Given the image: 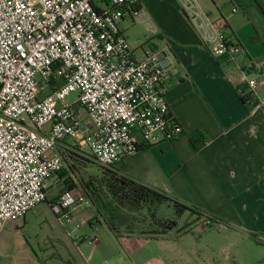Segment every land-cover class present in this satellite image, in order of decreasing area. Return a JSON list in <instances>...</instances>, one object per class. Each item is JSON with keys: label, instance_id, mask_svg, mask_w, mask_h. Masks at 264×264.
I'll return each mask as SVG.
<instances>
[{"label": "built area", "instance_id": "2783aa9c", "mask_svg": "<svg viewBox=\"0 0 264 264\" xmlns=\"http://www.w3.org/2000/svg\"><path fill=\"white\" fill-rule=\"evenodd\" d=\"M176 1L208 54H245L225 32L226 23L202 10L201 0ZM135 2L104 0L99 7L94 0H0V232L46 200L47 184L64 166L63 142L115 167L137 153L136 136L159 142L182 133L162 86L173 65L171 46H148L138 55L120 30L125 9ZM131 16L138 22L144 12ZM141 24L157 33L148 19ZM248 84L254 90L264 80ZM259 105L264 113V99ZM89 206L74 190L51 208L78 228L74 212Z\"/></svg>", "mask_w": 264, "mask_h": 264}, {"label": "crops", "instance_id": "0c3cea01", "mask_svg": "<svg viewBox=\"0 0 264 264\" xmlns=\"http://www.w3.org/2000/svg\"><path fill=\"white\" fill-rule=\"evenodd\" d=\"M139 1L144 16L136 23L143 26L141 23L148 19L154 25L153 21L160 20L164 26H155L156 34L144 29L151 35V42L138 40L135 48L129 45L138 55L148 46H171L173 65L162 86L182 133L159 142L136 136L140 145L150 146L115 168L189 205H197L195 196L200 193L220 209L216 217L227 229L251 241L250 234L264 241V113L259 105L264 85L251 90L248 84L252 79L264 80V67H252L253 60L264 58V0L200 1L211 19L226 23L225 32L246 53L228 70L204 50L199 33L188 23L176 0ZM197 133L208 140L200 150L190 142ZM89 226L96 231L101 225ZM166 239L120 237V264H138V252L151 244H164ZM98 249L95 240L92 253L85 259L88 264L95 263ZM102 255H98V264H112V258Z\"/></svg>", "mask_w": 264, "mask_h": 264}, {"label": "rangeland", "instance_id": "374dc122", "mask_svg": "<svg viewBox=\"0 0 264 264\" xmlns=\"http://www.w3.org/2000/svg\"><path fill=\"white\" fill-rule=\"evenodd\" d=\"M94 2L99 7L105 6L104 0ZM159 21L152 22L157 29L164 26V22ZM119 27L128 35L133 48L138 45V40L152 41L151 35L144 30L148 29L146 25L141 26L127 18L119 22ZM261 94L264 99V91ZM74 99V94L68 98L69 101ZM84 120L89 122L85 115ZM79 151L90 157L87 151ZM61 155L64 158L67 153ZM77 155L78 161L66 156L68 162L74 165L76 180L87 179L91 174L100 175L101 168L96 163ZM64 186L65 182L55 176L47 184V201L36 206L24 219L5 224L0 232V264H88L85 259L92 253L95 240L99 249L95 252L93 264L100 262L99 253L112 258V264H120L122 258H119L118 253L123 249L119 239L112 236L104 225L97 226L96 231L89 226L88 222L95 214L92 206L74 212L78 228L74 224H65L55 214L48 201L67 191ZM195 198L197 205L194 206L219 216L220 209L212 201L200 193H196ZM156 216L158 219L176 220L178 225L169 232L164 244L158 247L151 244L138 252L135 255L138 264H258L264 259V246L256 245L235 230L220 226L204 228L203 222L199 221L194 223L190 232L179 233L181 228L193 224L194 219L188 213L178 217L173 207L166 203L157 207ZM83 238H86L85 242L80 241Z\"/></svg>", "mask_w": 264, "mask_h": 264}, {"label": "trees", "instance_id": "16d2710c", "mask_svg": "<svg viewBox=\"0 0 264 264\" xmlns=\"http://www.w3.org/2000/svg\"><path fill=\"white\" fill-rule=\"evenodd\" d=\"M141 8L140 1L136 0L133 5H130L129 9H125L122 19L129 18L133 21L131 11ZM216 59L224 70L232 69L236 64V58L224 56ZM257 66L261 68L264 67V58L252 61V67ZM207 141V138L201 133L195 134L190 139L195 150H200ZM148 146H150V144L139 145L138 151ZM59 147L58 152L60 153V149L61 153H67L66 156L69 159L78 161L77 159H79V157L77 154H79L84 160H92L101 168L99 176L91 174L87 179L83 178L76 180L74 165L70 164L64 155V166L56 176L65 182V190L79 191L88 199L90 206L95 210V214L89 221V224L91 226L104 225L108 232L116 239L124 235H136L153 239L167 236L170 231L177 227L178 223L176 220H163L157 218L156 209L159 205L164 203L173 207L178 217H182L184 214L188 213L189 216L194 219L193 224L181 228L179 233L190 232L194 223L199 221H208L209 228L218 224L225 225V222L218 217L196 206L184 203L156 187L128 176L124 174L121 169L106 167L99 164L92 156L89 157L82 153L66 141ZM58 198L59 197L49 200V205L52 207ZM45 201H47V198ZM140 216L143 217L140 218ZM24 218L25 216L22 219ZM250 238L257 245L264 246V241L257 235L250 234ZM258 264H264V259Z\"/></svg>", "mask_w": 264, "mask_h": 264}]
</instances>
